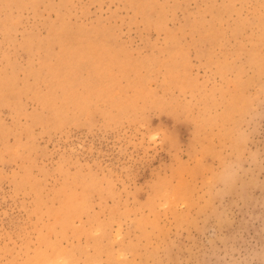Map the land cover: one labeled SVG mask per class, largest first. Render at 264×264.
<instances>
[{"label": "rangeland", "instance_id": "obj_1", "mask_svg": "<svg viewBox=\"0 0 264 264\" xmlns=\"http://www.w3.org/2000/svg\"><path fill=\"white\" fill-rule=\"evenodd\" d=\"M0 264H264V0H0Z\"/></svg>", "mask_w": 264, "mask_h": 264}]
</instances>
